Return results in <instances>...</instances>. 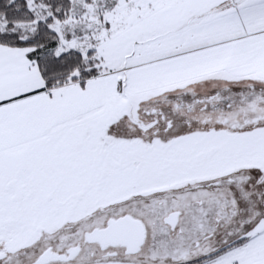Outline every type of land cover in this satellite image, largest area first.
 <instances>
[{
	"label": "snow or ice",
	"instance_id": "1",
	"mask_svg": "<svg viewBox=\"0 0 264 264\" xmlns=\"http://www.w3.org/2000/svg\"><path fill=\"white\" fill-rule=\"evenodd\" d=\"M0 264H264V0H0Z\"/></svg>",
	"mask_w": 264,
	"mask_h": 264
}]
</instances>
